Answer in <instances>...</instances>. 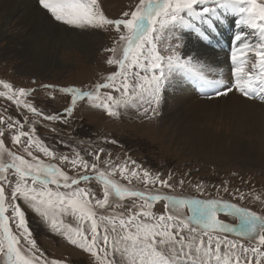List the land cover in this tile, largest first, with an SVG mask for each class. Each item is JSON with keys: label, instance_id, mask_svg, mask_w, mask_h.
<instances>
[{"label": "snow or ice", "instance_id": "obj_1", "mask_svg": "<svg viewBox=\"0 0 264 264\" xmlns=\"http://www.w3.org/2000/svg\"><path fill=\"white\" fill-rule=\"evenodd\" d=\"M38 4L54 22L114 32L112 47L105 51L112 53L107 63L116 69L103 82L60 88V93L67 94L66 106L51 114L19 99L35 89L13 90L4 83L10 94L0 95L35 117L68 124L81 102L108 117H118L131 107L144 116L155 115L165 90L183 82L195 85L208 98L235 91L264 102V0H138L118 18H108L99 0H38ZM223 15L235 16L238 26L227 53V83L198 53L185 51L186 35L209 42ZM250 35L255 39H249ZM37 122L0 116V124L6 125L0 128V137L10 135L23 149V154L11 152L0 139V257L4 264H65L50 260L38 247L27 209L88 254L89 264H125L126 254L130 264H264V215L227 200L201 198L205 188L199 182L193 187L201 196L170 195L162 189L174 190L171 174L165 178L152 173L130 157L116 164L104 147L82 155L61 138L58 143L72 151L59 152L38 136ZM100 143L119 142L105 139ZM5 152L9 163L2 162ZM129 163L134 167L129 168ZM117 172L129 183L131 177L142 178L153 188L139 191L121 185L113 179ZM92 181L102 185V198L90 186H81ZM184 183L182 177L179 184ZM157 184L159 189H155ZM113 198L132 201L127 214L115 211L124 205ZM237 198L245 199V194H233ZM156 202H163L159 214L152 211ZM221 213L234 217L236 223L224 222L218 218ZM67 216L75 218L76 226L66 223Z\"/></svg>", "mask_w": 264, "mask_h": 264}, {"label": "rangeland", "instance_id": "obj_2", "mask_svg": "<svg viewBox=\"0 0 264 264\" xmlns=\"http://www.w3.org/2000/svg\"><path fill=\"white\" fill-rule=\"evenodd\" d=\"M137 2L138 0H99L100 7L108 18H118L124 11L134 7ZM39 9L43 10L42 8ZM2 17V9L0 8V23ZM224 17L225 15L222 16L221 22L217 24L218 28L222 31L225 30L223 29L225 26L222 25H225L228 21L227 30H232L233 33L238 29V27L234 28L229 24L227 16L226 19ZM37 20L36 23L41 30L44 31L50 27V36L58 38L61 35H66L64 32L70 35L69 31L64 30L70 29L71 26L57 24L52 19H50L52 23L49 22L48 24L42 19L37 18ZM14 29H16V26ZM72 29L71 31H75L77 34H86V39L91 41L93 47L86 49L89 52L81 49L78 50V53L71 52L70 55L66 53L69 50L63 48L56 49V51L54 48L49 49V52L57 54L62 64L60 67H47L40 72L35 71L32 63L24 62L16 54L10 51L4 52L6 48H19V46L11 43H0V93L10 94L8 89L3 87L4 83L11 85L13 90L20 88L35 89V92L31 95L19 97V99L21 102L26 100L33 103L37 108L42 109L44 113L51 114L62 111L66 106L68 97L67 94L59 92L60 88L70 86L84 88L97 82H103V79L116 69L115 65L107 63V59L112 53L105 51L106 48L112 47L115 37L114 32L104 29H80L74 26H72ZM10 32L14 33L15 31L11 29ZM39 32L42 33L40 30ZM197 39L195 38L196 44L204 47L205 45L203 46L201 43L205 44V42ZM222 39L224 38L222 37ZM249 39H255V37L250 35ZM219 40L217 38L216 42H219ZM47 44L48 42L39 41L32 43L36 53H42L41 48L46 47ZM187 44L185 51L187 53L190 51V55L197 54L194 52L195 47L190 43ZM209 49L214 54L226 55L230 46L227 50H224L221 44L215 43ZM226 72L230 73V68ZM180 85L184 86L186 91L176 90ZM101 91L105 90L102 89ZM6 95H0V116L5 119L19 120L21 123H24L25 117L28 118L29 122L32 120L38 121L35 125L38 136L44 143L59 152L70 154L72 151L65 144L58 143L61 138L70 141L82 155L92 152L94 148L98 150L99 147H104L111 153V159L116 164H120L130 157L131 160L141 164L143 168L151 169L152 173L159 172L165 178H168L171 174L172 179L169 182L174 184V190L162 189L163 192L170 195L201 196L193 187L195 183L199 182L205 188L201 198L227 200L239 206L247 207L258 215H264V129L256 125L255 132H248L245 130L248 124H240L234 130L235 132H232L227 123L225 126L221 124L220 120L213 117L210 111L196 109L194 111L195 118L191 119L192 113L189 115L188 112L186 113L187 109L182 108L179 111L181 117L188 115L191 120L186 122L185 128L198 129L199 132L207 129L210 134H213L193 147L189 138L172 128L168 117H166V112L170 110L172 104H175L177 98L191 99L190 102L197 100L212 101L216 98H208L191 83L183 82L168 87L159 105L158 113L155 115L149 113L148 116H144L137 112L135 107H131L127 111H122L118 117H108L100 109L89 107L86 103L81 102L74 109L68 124H64L62 121H46L42 117H35L29 110L22 107L17 108L13 101L7 100ZM239 95L241 94L239 93ZM259 103L261 107H264V102L259 100ZM247 120L252 122L254 119L249 118ZM193 122L196 125L192 126ZM0 128H6V125L0 124ZM24 130H28L27 125ZM0 139L5 141L4 147L7 150L23 154L22 147L14 144L10 135L0 137ZM105 139H115L119 143H100ZM34 154L41 159H46L39 152L34 151ZM101 155L104 156L103 153ZM88 158L91 159V157ZM2 162H11L7 152L4 153ZM53 162L59 164V160ZM128 167L132 168L134 165L129 163ZM65 170L72 174L69 169ZM185 174L188 175L185 176ZM182 177L185 178V183L181 187L179 181ZM12 178L15 179L14 176ZM113 179L121 185L139 191L153 188L151 183L145 185L142 178L131 177V183H129V180L122 178L118 172ZM81 186H90L93 192L102 198V185L96 181H92L90 185L82 184ZM225 186L228 188L227 192L224 190ZM155 189H159L158 184L155 185ZM237 189H239V192H236ZM239 193H244L245 199H233V194L239 197ZM113 199L115 203L124 205L115 208V211L127 214V209L132 201L127 198L124 201ZM137 203H142V201H137ZM25 207L27 208V206ZM27 211L34 239L45 256L50 260H62L65 264H89L88 254L82 253L80 249L71 245L65 236L52 232L46 224L40 222L31 209H27ZM98 211L107 214L104 210ZM111 211L113 209L108 210V212ZM152 211L157 214L162 212L163 202L154 203ZM218 218L229 224L236 223L234 217L222 213L218 215ZM64 219L66 223L73 227L76 226L77 221L74 217L67 216ZM229 238L236 239L234 235H230ZM242 242L247 243V241ZM124 261L125 264H130L128 254L125 255ZM0 264H4L2 257H0Z\"/></svg>", "mask_w": 264, "mask_h": 264}, {"label": "bare ground", "instance_id": "obj_3", "mask_svg": "<svg viewBox=\"0 0 264 264\" xmlns=\"http://www.w3.org/2000/svg\"><path fill=\"white\" fill-rule=\"evenodd\" d=\"M0 8L2 9L3 15L0 23V43H11L19 46V48H6L4 52L6 53L7 51H10L23 59L24 62L27 61L32 63L35 71L40 72L50 66L60 67L62 64L61 60L57 57V54L55 52H49V49L54 48L56 51V49L60 50L63 48L64 50H69V52L66 53L70 55L71 52L78 53V50H86L88 47L90 49L93 47L91 41L86 39L87 35L84 33L77 34V32L71 31L73 30L72 26L70 29L64 30L69 31L70 35L64 32L66 35H61L58 38L50 36V27L44 31L41 30L39 25L36 23L38 21L37 18L44 20L47 24L49 22L52 23L53 20H50L51 18L46 14L45 10L39 9L41 7L38 4V0H0ZM226 16L228 17L229 24L234 28H237L238 26L235 23L236 17L232 15H225V19L227 18ZM15 26L16 29H14ZM222 26H225L223 28L225 30L222 31L218 28V26H216L215 34L211 36L209 42L204 41L205 44L200 42L203 46L205 45V48L196 44V37L194 38L193 35H186L185 41L195 47L194 52H199V58L212 65L217 70L218 75L222 74V77L227 83L230 77V73L226 72V70L230 68L229 63H227V54H214L209 48L212 47L213 44L219 43L224 50H227L231 44L233 34L238 29L233 31V33L232 30H227L226 27L228 26V21ZM11 29L15 32H10ZM39 30L42 33H40ZM221 33L223 36L220 35ZM46 36H48L47 40ZM222 37L224 39L221 40ZM217 38L220 39L219 42H216ZM36 41L43 43L48 42L46 47L41 48V50H43L42 53H36V50L32 45V43ZM72 47L74 49H69ZM86 52L89 51L86 50ZM190 53L191 52L189 51V54ZM176 90L186 91L185 87L182 85L178 86ZM190 101L191 99L183 100V98H177L175 104H172L170 106V110L168 109L169 111L166 112V117H168L170 126L175 128L178 133L188 137L193 147H195L198 142H203L213 134H210L207 129H203L199 132L198 129L185 128L186 122L191 120L188 115L181 117V113L179 111L182 108H186V113L188 112L189 115L192 113L191 119L195 118L194 111L196 109H204L207 112L210 111L212 112L213 117L220 120L221 124H224L225 126L227 123L232 132H235L234 130H236L240 124H248L245 129L248 132H255L256 125L264 129V107L260 106L259 99H247L242 94L239 95L238 92L233 91L227 95L216 97L212 101ZM249 118H253L254 120L250 122L247 120ZM192 124V126L196 125L194 122Z\"/></svg>", "mask_w": 264, "mask_h": 264}]
</instances>
